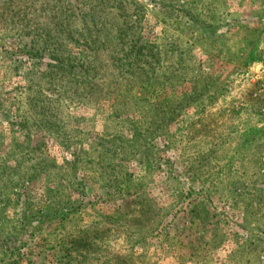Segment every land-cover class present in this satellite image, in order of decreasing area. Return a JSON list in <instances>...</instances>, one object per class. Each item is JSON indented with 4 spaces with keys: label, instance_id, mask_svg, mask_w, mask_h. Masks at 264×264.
I'll list each match as a JSON object with an SVG mask.
<instances>
[{
    "label": "rangeland",
    "instance_id": "obj_1",
    "mask_svg": "<svg viewBox=\"0 0 264 264\" xmlns=\"http://www.w3.org/2000/svg\"><path fill=\"white\" fill-rule=\"evenodd\" d=\"M0 264H264V0H0Z\"/></svg>",
    "mask_w": 264,
    "mask_h": 264
}]
</instances>
